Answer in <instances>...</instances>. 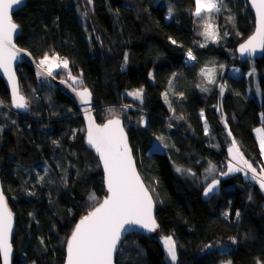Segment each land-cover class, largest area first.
Instances as JSON below:
<instances>
[{
    "label": "trees",
    "instance_id": "1",
    "mask_svg": "<svg viewBox=\"0 0 264 264\" xmlns=\"http://www.w3.org/2000/svg\"><path fill=\"white\" fill-rule=\"evenodd\" d=\"M153 3L27 0L13 13L21 31L16 44L38 63L46 53L67 58L72 75L83 84H73L68 69L56 68L52 74L89 88L98 122L121 115L138 171L156 203L158 232L176 241L178 264H264V192L243 172L222 174L233 138L249 162L262 164L253 129L264 127V54L242 62L235 53L253 31V14L246 0H223L226 7L212 14L219 39L205 42L203 20L192 14L194 0ZM167 6L173 11L169 21ZM189 49L196 56L192 63L184 59ZM251 64L256 77L244 75ZM233 66L240 75L228 73ZM206 68L215 69L214 83L201 75ZM17 74L29 103L25 114L11 109L0 77V178L16 216L13 264H64L74 224L105 196L103 174L84 143L75 104L57 87L37 84L26 63ZM254 79L260 102L249 94ZM141 88L142 99L127 93ZM120 104L136 108L124 111ZM209 164L219 168L214 178L222 185L204 200L203 189L213 179H204ZM175 166L196 174L181 175ZM93 194L96 199H89ZM216 216L220 219L210 223ZM115 264L171 261L155 235L130 233Z\"/></svg>",
    "mask_w": 264,
    "mask_h": 264
},
{
    "label": "snow or ice",
    "instance_id": "2",
    "mask_svg": "<svg viewBox=\"0 0 264 264\" xmlns=\"http://www.w3.org/2000/svg\"><path fill=\"white\" fill-rule=\"evenodd\" d=\"M88 2L91 3L92 0ZM250 3L256 13V29L253 35L240 44L238 51L242 57L254 56L258 51L264 52V0H250ZM194 4L192 14L203 20L204 31L201 34L206 41L217 42L219 33L213 23L212 14L219 13L222 7H226L223 0H194ZM23 6H26V0H0V70L3 71L11 86L12 106L26 110L28 102L20 92L16 72L13 69V63L24 50L18 48L14 42V34L17 33L19 25L14 22L12 13L15 8ZM169 11L171 13V9ZM229 20H234V18L229 17ZM172 43L175 44L176 41L173 40ZM200 47H205V44H201ZM187 59L188 61L196 60L191 49L187 52ZM126 60L127 57H125ZM38 67L49 76L52 75L54 68L68 69V77L72 83L83 84L82 78L72 75L67 58H61L58 55L50 57L46 53L39 61ZM252 74L249 73V75ZM201 75L209 83L215 82V69H201ZM223 87L221 86V93H223ZM72 90L79 97L81 104L90 106L92 93L87 87L81 89L73 87ZM201 90L207 91L206 88ZM128 95L142 99L143 89L130 92ZM164 96L167 102V93ZM2 105L3 101H0V106ZM109 111L112 110L109 109ZM84 112L87 120V144L95 149L103 164L108 195L99 206L94 207L75 225L67 240L66 264H113V254L117 249L121 234L126 231V225H138L153 232L158 228V224L152 214V196L136 171L132 150L128 145L127 135L119 117L108 119L104 124H97L91 115L90 108L86 107ZM200 115L204 117L203 110ZM225 126L227 127L226 122ZM255 131L258 135L261 154L264 155V128H257ZM205 134H208L206 120ZM228 134L231 136V131ZM158 139L163 140V137H158ZM228 152L231 157L227 165L228 173L245 172L247 175L250 172L251 179L257 181L260 188L264 190V167H261L258 173L257 168L245 159L235 138L232 139ZM211 170H214V166ZM176 171L183 170L177 167ZM228 173L222 174L227 175ZM218 183L214 181L210 184L205 190V196L212 192ZM89 199L95 200L96 197L93 194ZM236 215L239 216V212ZM12 233L13 213L8 207L3 191L0 190V260L2 264H11ZM164 246L171 261L175 264L177 260L176 241L171 236H166Z\"/></svg>",
    "mask_w": 264,
    "mask_h": 264
},
{
    "label": "water",
    "instance_id": "3",
    "mask_svg": "<svg viewBox=\"0 0 264 264\" xmlns=\"http://www.w3.org/2000/svg\"><path fill=\"white\" fill-rule=\"evenodd\" d=\"M161 1H162V0H154V3H153L154 6H157ZM246 1H247V5H248L250 11H251L252 14H253V17H254V28H253V31L251 32V34H250L249 36H247L243 41H241L240 43H238L237 46H236V48H235V53H236V55H237V58H238L239 61H242V62H244V61H246V60H256V59H260V58L263 56V54H264V52H259V51H258L254 56H251V57H249V56H244V57H242V56L240 55L239 51H238L240 44L243 43V42H245V41H246L251 35H253L254 32H255V29H256V13H255V10L252 8L251 3H250V0H246ZM26 3H27V0H26ZM23 7H24V6H23ZM23 7H21V8H23ZM21 8H15V10L13 11V13L16 12L17 10L21 9ZM13 13H12V15H13ZM14 22H15V21H14ZM20 32H21V31H20V27H19L17 33L14 34V42H15V43H16V38H17V36L20 34ZM16 45H17V44H16ZM17 47L20 48V49H23V48L19 47L18 45H17ZM23 50H24V51L21 52L19 58L13 63V69H14L15 72H16V78H17V82H18V84H19V78H18L17 70L19 69V66H20L22 63H26L27 65H29V66L32 67V69H33V73H34V78H35V81H36L37 84H39V85H44V86H46V87H57V88H58V89H59V90H60V91H61V92L67 97V98H69V99L75 104V106L77 107V110L79 111V114L81 115V118H82V121H83V125H84V143H85V145H86L90 150H92V151L95 153V155L97 156V158H98V160H99L100 169H101L102 174H103L104 188H105V191H106L105 196L101 199V201H100L96 206H94V207H97V206H99V204L102 203L103 200L107 197L108 192H107V187H106V183H105V173H104V169H103V164H102V162H101V160H100V158H99L98 153H96L95 149L91 148V147L87 144V140H86V137H87V120H86V118H85V112H84V109H85L86 107L90 108L91 115H92V117L94 118V120H95V122H96L97 124H104V123L107 122L108 119L115 118V117H119V119H120V121H121V124H122L123 127H124V131H125V133H126V135H127L128 145H129V147H130L131 150H132V147H131L130 142H129L128 134H127V131H126L125 126H124V123H123V119H122L120 116H113V117H110V118L104 120L103 122H98V121L96 120L95 115H94L93 96H92V98H91V104H90V106H89V105L81 104V102H80V100H79V97H78V96L76 95V93L72 90V88L75 87V86H73V85H72L67 79H65V78H56L53 74H52L51 76L47 75L46 72H45L43 69H41L40 67H38V64H39V63H38V62L36 61V59L31 55V53H30L29 51H27L26 49H23ZM0 77H1V79L3 80L4 84L6 85V87L8 88L9 95H10V107H11V109H13L14 111H16V112H18V113H21V114H25V113H27L28 110H29V103H28V108H27L26 110H25V109H17V108H15V107L12 106V104H11V86H10V84L8 83L7 77L4 75V73H3L2 70H0ZM61 81H66V82H65V83H62ZM69 85H72V86L70 87ZM19 86H20V85H19ZM83 87H86V86H83ZM75 88H77V89H81L82 87H75ZM87 88H88V87H87ZM88 89H89V88H88ZM89 91H90V90H89ZM21 94H22V93H21ZM22 95H23V94H22ZM23 96H24V95H23ZM24 97H25V96H24ZM26 100H27V99H26ZM27 102H28V101H27ZM132 156H133V152H132ZM133 160H134V163H135V166H136V171H137V173L139 174L142 183L144 184L145 188L148 189L146 183L144 182L142 176L140 175V173H139V171H138V168H137V165H136V161H135L134 156H133ZM214 181H218L219 183L216 185V188H215L212 192H210L207 196H205L204 193H205L206 188H207L210 184H212ZM221 185H222V182H221V180H220L219 178H213L212 180H210V181L206 184L205 188L203 189V192H202V198H203L204 200H209V199H211L213 196H215V195L218 193V191H219L220 188H221ZM0 190H2L3 193H4V190H3V187H2V181H1V178H0ZM148 191H149V194L152 196V194H151V192H150L149 189H148ZM4 195H5V193H4ZM5 198H6V200H7L6 195H5ZM152 201H153L152 214H153V217H154L155 220H156V217H155V214H156V203H155V200H154L153 196H152ZM7 203H8V200H7ZM8 207H9V209L11 210V212L13 213V233H12V238H11V242H12L13 235H14V232H15L16 216H15V213L13 212V210L11 209L9 203H8ZM94 207H93V208H94ZM93 208L90 209L88 212L92 211ZM88 212H87L86 214L82 215V216L76 221V223L74 224V226H73V228H72L70 234H69L68 237H67V240L70 238L71 233H72V231H73L74 228H75V225L80 221V219H81L83 216L87 215ZM156 223L158 224L157 220H156ZM125 228H126V231H124V232L121 234L120 241H119L118 244H117V249H116V251H115L114 254H113V264H115V258H116V255H117L118 251H119L120 244H121L122 240L124 239V237H125L126 235H128V234H130V233H138V234L145 235V236H154V235L159 231V227H158L155 231L150 232V231H148V230H146V229H144V228H141V227L138 226V225H130V226H129V225H126ZM67 240H66V244H65L64 264H66V259H67ZM12 246H13V244H12ZM13 260H14V248H13V250H12V260H11V264H13ZM0 264H2V260H0Z\"/></svg>",
    "mask_w": 264,
    "mask_h": 264
},
{
    "label": "rangeland",
    "instance_id": "4",
    "mask_svg": "<svg viewBox=\"0 0 264 264\" xmlns=\"http://www.w3.org/2000/svg\"><path fill=\"white\" fill-rule=\"evenodd\" d=\"M86 1H88V0H86ZM91 4V3H90ZM168 7V10H167V13H166V20L167 21H169L170 19H171V17L173 16V11H172V9L169 7V6H167ZM169 9H171V13H170V11H169ZM215 25V28H216V30L218 29L217 28V25L216 24H214ZM218 31V30H217ZM204 37V36H203ZM204 41L205 42H212L211 40H205V37H204ZM42 58H40L39 59V61L41 60ZM185 59V58H184ZM188 60V59H187ZM186 60V61H187ZM193 61H188V63H192ZM56 68H54L53 69V71L55 70ZM206 69H214V68H206ZM238 71H239V73H238ZM228 73L229 74H231V75H233V76H238V75H240L241 74V69L239 68V67H231L229 70H228ZM249 73H254V77H256V74H255V72H254V68H253V65L251 64L250 65V68H249V70L244 74L245 76H247ZM255 81L253 82V84L250 86V88L248 89L249 90V94L250 95H252V96H256V98H257V101L258 102H260L261 101V98H262V92H261V90H260V88H259V85H258V82H257V80L256 79H254ZM76 85H79L78 83H76ZM80 87H83V86H80ZM137 90V89H136ZM136 90H130V91H127V93H130V92H135ZM131 97H133V96H131ZM133 98H135V97H133ZM122 107H123V110L124 111H127L128 109H135L136 107H132V106H130V105H126V104H120ZM113 116H121L119 113L118 114H115V115H112V117ZM260 119H261V121L263 122V119H264V117H263V115H261L260 116ZM143 122H144V119H143ZM257 128H264L263 127V125H258V126H256L254 129H253V134H254V136H255V138H256V140H257V143H258V146H259V139H258V135H257V133H256V129ZM157 142V141H156ZM155 145H156V149H161V146H159L157 143H155ZM231 146V144L229 145V147ZM229 147H228V149H229ZM259 148H260V146H259ZM260 153H261V151H260ZM227 154H228V157H229V159H228V162L227 163H229V161L231 160V157L229 156V152H227ZM261 156H262V160H263V162H264V155H262L261 154ZM245 157V156H244ZM246 159V158H245ZM233 163H235L234 161H233ZM251 163V162H250ZM212 166H214V170H211V168H212ZM177 167H179V166H175V170H176V168ZM253 167H255V168H257V172L259 173V170H260V168L261 167H263L261 164H256V165H253ZM179 168H181L183 171H181V172H177V173H179V174H181V175H186V176H188V177H194L195 176V172L191 169V168H187V167H179ZM188 170H190V172L188 171ZM218 171H219V168L218 167H216L214 164H209L208 166H207V169H206V171H205V175H204V179H205V181H206V179H211V178H214V177H216V174L218 173ZM193 173H194V175H193ZM226 173H228V168H227V172ZM231 173H233V172H231ZM244 174H245V172H243ZM228 174H230V173H228ZM246 175V174H245ZM252 174L249 172V173H247V175L246 176H251ZM263 191V190H262ZM218 219H220V216H216V217H210V223H215L216 221H218ZM166 236H168V235H162L161 233H159V232H157L156 234H155V238H157L159 241H160V243H161V245H162V247H163V249L165 250V252H166V254L168 255V253H167V250H166V248H165V246H164V237H166ZM226 249H228V246H222L221 247V250H226ZM169 257V256H168ZM170 258V257H169ZM170 261H171V259H170ZM229 262L228 261H220V262H218L217 264H228ZM171 264H173V262L171 261ZM175 264H178V260H176V262H175Z\"/></svg>",
    "mask_w": 264,
    "mask_h": 264
},
{
    "label": "crops",
    "instance_id": "5",
    "mask_svg": "<svg viewBox=\"0 0 264 264\" xmlns=\"http://www.w3.org/2000/svg\"><path fill=\"white\" fill-rule=\"evenodd\" d=\"M238 73H239V71H238ZM204 121V120H203ZM203 124H204V129H205V122H203ZM263 167H264V162H263V160H262V164H261ZM263 192H264V190H263Z\"/></svg>",
    "mask_w": 264,
    "mask_h": 264
},
{
    "label": "built area",
    "instance_id": "6",
    "mask_svg": "<svg viewBox=\"0 0 264 264\" xmlns=\"http://www.w3.org/2000/svg\"><path fill=\"white\" fill-rule=\"evenodd\" d=\"M184 58H185V60H187V53L185 54ZM187 61H188V60H187Z\"/></svg>",
    "mask_w": 264,
    "mask_h": 264
}]
</instances>
